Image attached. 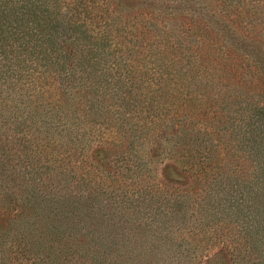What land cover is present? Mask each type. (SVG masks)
I'll use <instances>...</instances> for the list:
<instances>
[{
	"label": "rangeland",
	"instance_id": "374dc122",
	"mask_svg": "<svg viewBox=\"0 0 264 264\" xmlns=\"http://www.w3.org/2000/svg\"><path fill=\"white\" fill-rule=\"evenodd\" d=\"M110 2L109 6L112 10L115 8V12L119 7L134 10L132 14L147 8H150L149 12L155 8L162 10L158 17H154L155 21L142 18L143 13L137 19L139 24L147 22L156 25L151 27L156 34L153 35L154 43L147 34L145 41H132L141 46L146 42L145 49L130 67L122 65L124 70L133 74L140 71L142 76L137 85L126 93L123 92L125 82L118 84L117 99L107 96L115 87L110 86L104 101L94 106L103 108L106 115L92 113L81 116L80 108L86 109L81 95L83 88L89 86L88 79H85L86 83H81L76 77L72 83L59 87L51 80L44 81L41 89H28L25 98H22L25 87L18 85L14 89L1 80L0 138L4 140V145L0 152H10L14 164L20 168L27 166L25 171L30 175L33 172L36 176L37 170V176L42 175L39 177L43 179L51 175L53 185L74 192L70 199L73 204H84L87 196V204L93 205L92 210H88L91 208L86 204L82 205L83 213L80 212L85 219L70 225L74 231L88 232L83 233L86 237L74 241L76 246L68 244L71 249L75 248L76 254L83 256L78 257L77 262H94L87 254L97 249L107 252L104 264H213L216 260L230 264L226 254L219 252L213 256L220 250L221 244L213 240L207 229L227 220L228 215L215 214L202 203L210 200L214 204L211 198L217 196L211 195L213 189H218L216 183L219 189H227L231 177L223 178L226 168L209 170V165L197 171V167L183 169L181 165L188 160L184 149L197 145L191 130H199V124L169 125L173 117L182 114L194 80H187L184 84L188 87L185 89H177L175 82H169L168 85H174L175 89L171 90L168 98L159 100L160 104L154 103L151 97L160 71L157 51L162 37L159 39V32L164 28V22L156 19L162 17L169 20V26H175L168 39L178 47L168 52L166 59L177 58L184 74L191 76L198 72L192 65L186 67L195 57L192 56L191 46L202 36L208 44L212 42L213 46L207 51L209 57L214 54V72L209 75L215 80L211 87L215 91L208 90L207 93L215 100L200 102V98L194 96L188 106L196 108L194 112L203 113L198 120L211 122L216 129L222 130L219 136L225 135L228 141L222 137L218 144L220 150L225 147L230 154V121L224 123L225 132L223 122H217V116L227 114V109L235 106L239 90L244 95L247 92H264V0ZM122 3L129 6H121ZM190 25L195 27L185 32L186 26ZM246 72L248 76L244 78ZM206 78L202 76V79ZM91 88L88 94L93 98L100 87L93 85ZM28 95L30 98L26 100ZM256 99L264 107V93ZM239 101L240 98L236 103ZM118 106H122L121 113L125 118L119 114ZM241 108H246V105L241 104ZM211 110L218 111L217 115ZM144 124L150 132L142 128ZM112 126H118L120 133L109 132L108 128ZM68 135L76 137L69 142ZM182 135L183 139L178 144ZM202 137L199 134L197 138ZM106 143H111L107 146L109 149H98L94 151V159L91 158V150ZM182 154H186V158ZM34 161L37 164L30 165ZM53 174L56 175L53 177ZM133 175L138 177L131 179ZM197 203H200L198 210ZM124 206L127 208L124 209ZM120 210L122 213H119ZM64 229L65 226L60 231ZM78 248H85L84 251L89 253L82 254Z\"/></svg>",
	"mask_w": 264,
	"mask_h": 264
},
{
	"label": "trees",
	"instance_id": "16d2710c",
	"mask_svg": "<svg viewBox=\"0 0 264 264\" xmlns=\"http://www.w3.org/2000/svg\"><path fill=\"white\" fill-rule=\"evenodd\" d=\"M109 5L110 0H0V82L5 80L14 89L18 85L25 87L22 94V98H25L28 89H41L44 81L51 80L59 87L72 83L76 77L81 83H86L85 79H88L89 86L83 88L81 95L87 110L80 108L81 116H90L92 113L106 115L103 108L94 107L104 101L106 90L115 86L107 96L117 99L118 84L125 82L123 92L127 93L142 76L140 71L133 74L122 66L130 67L145 49L146 42L141 46L132 41H145L146 34L152 43L155 41L153 35L156 34H153L151 27L156 25L136 23L139 14L143 13L142 18L151 22L162 13L161 8L150 12V8H147L146 11L132 14L134 10L123 7L115 12V8L112 10ZM121 6L129 5L122 3ZM156 20L163 21L164 28L159 32V39L162 37L157 51L160 71L157 73L156 88L151 93L154 103L160 104L159 100L171 95V90L175 88L174 85H168L169 82H175L177 89H185L188 85L184 83L194 80L192 93L183 105L182 114L173 117L169 124H199V130H191L198 143L191 146L194 148L184 149L188 158L186 154L182 155L188 160L181 166L183 169L197 167L196 171L208 165L209 170L226 168L227 173L223 178L231 177L227 189H219L218 182L215 184L218 189H213L211 195L217 196L211 198L214 204L210 200H206L209 204L205 201L202 203L208 205L215 214L228 215L227 220L207 228L213 240L221 244L220 250L213 256L219 252L226 254L230 264H264V107L256 102V98L264 92H247L244 95L239 90L236 99L240 98V101L236 103L235 100L233 104L236 108L231 105L227 114L217 116V122H223L225 132L224 123L230 121L231 124L228 138L232 150L230 154L225 147L220 150L218 143L221 138L228 141L225 135L219 136L222 130L216 129L211 122L198 120L203 113L194 112L196 108L188 106L194 96H198L200 102L205 99L215 100L207 93L208 90L215 91L211 88L215 80L209 75L214 72V54L209 57L207 51L208 47L213 46L212 42L208 44L202 36L191 46L192 56L195 57L186 67L193 66L198 72L189 76L183 73L177 58L171 61L166 59L168 52L178 47L168 39L175 26H169V20L162 17ZM194 27L186 26L184 31ZM202 76H207L206 80ZM247 76L246 72L244 78ZM220 81L223 82V79ZM93 85L100 87L94 99L88 94ZM199 89L201 92H198ZM26 98L29 100L30 95ZM89 102L90 108H87ZM241 104H245L246 108H241ZM122 106H118L120 115ZM218 109H221L219 105ZM211 111L214 115L218 113ZM64 114L67 115V112ZM142 128L150 132L145 124ZM108 131L115 135L120 133L118 126H112ZM199 134L203 135L201 139L197 138ZM75 137L67 136L69 142ZM182 139L183 135L177 143ZM3 142L0 138L1 149ZM109 144L91 150V158L94 159L93 155L98 149L107 151ZM10 155L8 151L0 152V264H82L81 260L77 262V258L83 256L71 248L76 246L74 241L86 237L83 233L88 232L74 231L70 225L85 219L81 215L84 208L82 205L86 204L91 208L88 209L90 211L93 205L87 204V196L84 204H73L70 199L74 192L53 185L51 175L43 179L39 177L42 175L37 176L38 170L36 176L33 172L30 175L25 171L27 166H16ZM36 164L35 161L30 162V165ZM137 177L133 175L131 179ZM199 204H196V210ZM64 226V231H60ZM202 235L207 236L205 233ZM84 249L77 250L85 254ZM87 255L94 261L89 264H104L107 252L96 249ZM213 264L222 263L216 260Z\"/></svg>",
	"mask_w": 264,
	"mask_h": 264
}]
</instances>
